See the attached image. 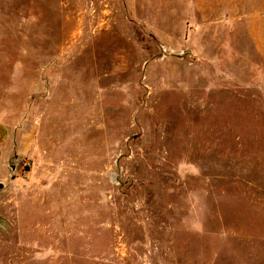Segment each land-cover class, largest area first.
I'll return each instance as SVG.
<instances>
[{"label": "rangeland", "instance_id": "rangeland-1", "mask_svg": "<svg viewBox=\"0 0 264 264\" xmlns=\"http://www.w3.org/2000/svg\"><path fill=\"white\" fill-rule=\"evenodd\" d=\"M0 124V264H264V0H0Z\"/></svg>", "mask_w": 264, "mask_h": 264}, {"label": "crops", "instance_id": "crops-1", "mask_svg": "<svg viewBox=\"0 0 264 264\" xmlns=\"http://www.w3.org/2000/svg\"><path fill=\"white\" fill-rule=\"evenodd\" d=\"M8 143V130L0 124V160L4 155L5 146Z\"/></svg>", "mask_w": 264, "mask_h": 264}, {"label": "water", "instance_id": "water-1", "mask_svg": "<svg viewBox=\"0 0 264 264\" xmlns=\"http://www.w3.org/2000/svg\"><path fill=\"white\" fill-rule=\"evenodd\" d=\"M9 168H10V170H11V171H10V174H9V177L13 179L14 176H15V174H16L17 166L11 164V165H9ZM3 187H4V184H3V183H0V189H2ZM2 222H4V219H3V217L0 216V224H1Z\"/></svg>", "mask_w": 264, "mask_h": 264}]
</instances>
